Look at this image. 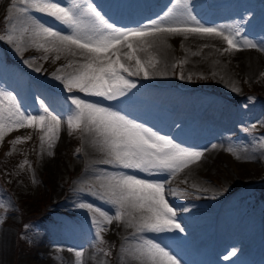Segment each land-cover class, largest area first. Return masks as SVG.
I'll return each mask as SVG.
<instances>
[{
    "label": "rangeland",
    "instance_id": "obj_1",
    "mask_svg": "<svg viewBox=\"0 0 264 264\" xmlns=\"http://www.w3.org/2000/svg\"><path fill=\"white\" fill-rule=\"evenodd\" d=\"M122 1L103 0L102 4L106 8L122 11ZM61 2L63 0H60ZM91 2L95 4L93 0ZM219 2L223 1L205 7V13L216 14L226 10L227 7H222ZM172 4L173 0H168L166 10ZM233 4L236 23L242 17L248 22H244L247 29H243L244 32L241 30V35L256 40L258 33L264 38V14L260 15L261 19L255 24L248 21L252 19L255 9L264 10V0H235ZM95 5L97 6V3ZM22 6L21 0H0V35H4L12 26L15 21L10 22V18L15 17L16 8ZM145 13L141 8H132L127 17L141 19ZM30 15L47 25L64 30L63 25L34 9L30 10ZM146 17L141 20L150 19ZM109 22L124 28L133 26L120 25L110 20ZM232 26L238 25L233 23ZM213 42V58L219 57L221 64L229 68L228 73L234 76L235 84L232 90L227 91L218 83V76L221 75H216L215 68H212L214 72L211 67H200L186 72L183 56L190 60L194 55L188 52V47L170 42L168 46L172 52V62L166 72L168 79L150 82L142 81V74L131 76L129 78L137 87L132 89L126 98H120L119 102L104 100L102 103L121 110L129 117V111H133L134 115L146 117L142 122L151 127L148 125L149 120L154 124L153 130L159 133V128H154L159 125L156 118H164V121H167L175 117L182 103L191 104L193 120L183 113L181 114L184 117L179 119L188 118L184 128H188L190 132L195 131V137L201 141L192 145L180 139L175 140L199 151L204 150V146L213 141L210 140V135L214 130L225 133L223 125L229 120L238 122L236 128L230 124L228 137L231 139L230 146L233 151H223L221 155L214 157L213 161L207 163V171L197 168L194 173L186 175L182 173V169L175 176L166 178L173 180L171 185H166V191L169 193L167 198L174 206L184 232L144 233L142 237L154 239L167 246L173 254L184 256L183 247L188 244L190 246L192 242L199 241L197 238L203 237L198 235L195 229L205 226L212 238L226 237L228 240L242 243V253L232 255L233 250L219 251V246L210 243V237L207 236L205 243L200 242L194 248L195 255L189 259L190 262H196L198 258L201 260L200 254L204 253L202 260L206 259L208 264H264V247L258 241L264 234V195L258 190L264 186V99H259L264 98V72L255 66L246 67L245 57L241 52L226 51L227 48ZM27 50L20 54L7 40H0V90L16 95L23 108L33 115L42 114V100L54 96L61 97L55 106L58 113L53 114L61 116L63 138L59 147L55 148V139L49 147L46 141L41 142L43 133L40 129L25 126L6 131L0 139V162L5 160L0 171V264H69L71 259L67 256L75 255L76 251L83 253L79 258L80 264H139L131 255V249L142 237H134L133 228L126 226L123 221L113 220L101 233L104 238V243L101 244L95 237L93 213L79 207L81 203H91L107 209L108 205L91 194L99 190L97 177L102 171H129L99 164L95 159H104L105 154L92 143L90 134L68 127V96L75 94L91 101H101V98L86 97L76 90L68 93L51 77L58 68L67 65L69 60L83 58L79 54L75 57L62 55L56 60L54 53L39 50L34 54ZM45 55L47 60L43 59ZM25 60L32 66L34 64L35 67H40L41 72H35L24 63ZM129 63L134 64L135 61ZM64 71L70 69L64 68ZM208 107H211L210 111L215 110L209 117L210 121L215 120L211 125L208 120H202L203 115L208 112ZM159 109H163L165 115L159 114ZM135 120L140 121L137 116ZM170 130L162 134L171 137ZM17 137L25 139L13 143ZM78 148L81 149L79 152ZM47 152L50 153V162L53 165L46 161ZM241 155L244 159L251 158V161L246 159L242 163ZM143 175L147 178L149 174ZM152 178L165 179L163 175L155 173ZM172 192L177 194L172 195ZM39 200L43 201L41 206L38 205ZM44 207L43 217L26 222L23 228L21 227L23 213L27 215L32 210ZM65 238L68 242H63ZM249 252L250 255L245 254ZM237 257L239 261H236Z\"/></svg>",
    "mask_w": 264,
    "mask_h": 264
},
{
    "label": "snow or ice",
    "instance_id": "obj_2",
    "mask_svg": "<svg viewBox=\"0 0 264 264\" xmlns=\"http://www.w3.org/2000/svg\"><path fill=\"white\" fill-rule=\"evenodd\" d=\"M21 3L23 6L16 8V16L10 18V22H15L4 35H0V40H7L20 54L26 47H34L44 53H54L56 60L62 55L75 57L79 54L83 58L69 60L67 65L52 73V79L68 93L76 90L86 97L101 98V101H91L75 94L68 96V127L90 134L92 143L105 154L101 163L129 170L102 171L97 177L99 190L91 194L108 205L107 209L91 203L79 205L93 213L95 237L103 244L101 233L113 220L123 221L133 228L134 237H142L144 233H183L185 229L178 222L177 212L167 198L166 178L199 161L203 152L160 134L121 110L105 106L102 101L119 102L120 98H126L137 87L129 78L131 76L142 73L148 78L162 74L156 71L157 60L151 57L142 60L137 55L145 50L144 45L149 39L155 43L174 35L216 37L226 42V51L240 50L245 46H259L264 50V42L242 36L239 26H207L201 23L192 13L190 0H173L163 14L134 28L110 23L91 0H65L63 5L59 0H21ZM33 9L63 25L64 30L30 15ZM43 59L47 60V55ZM131 61L135 63H129ZM24 63L32 67L28 60ZM64 68L70 71H64ZM34 71L39 73L41 68L35 67ZM60 100L59 96L42 100V114L33 115L23 108L16 95L0 90V139L6 131L36 127L43 133L41 142L46 141L51 147L61 127V116L53 114ZM23 139L17 137L13 143ZM80 150L78 148L77 152ZM229 151L233 148L230 147ZM154 173L163 175L165 179L152 178ZM143 174L149 175L146 178ZM75 255L77 264H80L79 258L83 253L76 251ZM131 255L139 264H181L167 246L150 238L142 237L131 249Z\"/></svg>",
    "mask_w": 264,
    "mask_h": 264
},
{
    "label": "bare ground",
    "instance_id": "obj_3",
    "mask_svg": "<svg viewBox=\"0 0 264 264\" xmlns=\"http://www.w3.org/2000/svg\"><path fill=\"white\" fill-rule=\"evenodd\" d=\"M93 1L95 2V4L97 3L98 10L101 12V14L104 16V18L106 20H108V21L110 20V21H112L114 23H118L120 25L121 24L122 25L133 24V26L130 28H134V27H138L142 24H146L150 20L156 19L158 16L163 14L166 11L165 5H166L168 0H123L122 3L124 5H123L122 11H119V10L115 11L114 9H111L108 7L106 8L102 4L103 0H93ZM218 1H223V2H219V3L221 4L222 7H224V6L227 7V9L220 12V13L207 15L204 11L206 9L205 7L212 6L213 3H216ZM240 1H244V0H240ZM59 2H60V0H59ZM64 2H65V0H63V2H61V4L63 5ZM197 2H200V3L197 4ZM233 3H235V0H225V1L224 0H190V6H191L192 13H193V15H195L197 17L198 20H200L201 23H203L207 26H223V25H231L232 26L234 23V25L235 24L238 25L242 31H243V29L245 31V28L247 29V25H245L244 22H247V21H244V17H242L243 19L241 18V20L236 23L235 14H234L235 10H234V8H232V7H234ZM132 8H136V9L141 8L142 11H146L144 18H145V16H147V17H150V19H148L147 21H142L141 19H144V18L132 19V18L127 17L129 10ZM263 14H264V10H256L255 9L252 19H250L248 21L249 22L253 21V23L255 24L256 21L261 19L260 15H263ZM247 24H248V22H247ZM250 31L252 32L253 29ZM243 35H244V33H243ZM213 41L219 43V45H222L223 48L224 47L227 48V44L225 41H223L222 38L201 37V36L192 35V34H189L187 36H184V35L166 36L163 41L157 40L155 43H153L149 39L148 42L144 45L145 50L138 52L137 55H139L142 60H147L149 57L157 60L158 63H157L156 71L159 73H162V74H159V75L154 74L148 78H145L143 76V77H141L142 78L141 80L142 81L146 80V81L151 82L152 80L153 81H156V80L157 81H164L165 79H168V78H166V76H167L166 72H167V69H168L170 63L172 62V57H171L172 52H171V49L169 48L168 44H170V42H173V43L175 42V44H177V45L180 44V45H182V47H185V46H186V48L188 47L190 49L188 52L190 54L194 55L192 58H189L190 60L186 59V57L183 56L184 57L183 61L185 63V66L187 67L186 72L187 71L191 72L194 69H197L200 67H202V68L211 67V69L215 68L216 75H221V76H218L219 77L218 83H220V85L223 88H225L227 91L232 90V88H234V84H235L234 83L235 82L234 76L228 73L229 68L227 69V67L225 65L221 64V62H220L221 59L220 60L218 59L219 57L217 58L215 56L216 59L213 58L214 57L213 56L214 50L212 51V49L214 48V46H212V44L214 43ZM253 41L264 42V38H262L257 33L256 34V40H253ZM26 49H28L27 52L32 51L33 53L37 52L39 50L40 51L42 50V49H37L34 47H26ZM232 51L241 52V54L245 57V61H246L245 66L246 67L249 65H251V67L255 66L256 68L263 69V72H264V50H262L259 46L256 48H249V47L245 46V47H242L240 50L233 49ZM217 54H218V52H217ZM222 60H224V59L222 58ZM34 68H35V65L33 64L32 69H34ZM213 72H214V70H213ZM190 105L191 104H187L186 102L182 103V105L179 106V108H178L179 111L177 112L175 117L169 118L167 121H164V118H156L157 121L159 122L158 124L160 126L155 125L154 128H156V129L159 128V130L161 132L160 134L166 132L167 130L169 131V129H171L169 133H170L172 138H174L176 140L180 139L181 141L188 142L189 144H192V145H197L201 140H199L198 137H195L196 132L195 131L190 132L188 128H184L186 126L188 118L192 119V120L194 118L192 116L193 115V110H192L193 108ZM210 108L211 107H208V109H207L208 112L203 115L202 120L204 122L206 120H208L209 124L211 125L212 122H215V120L210 121L209 117H211L214 114L215 110L212 109V111H210L209 110ZM55 112L58 113V111H56V110H55ZM144 113H146V112H144ZM158 113L161 115H165V112L163 109H159ZM181 113H183L188 118L186 120L179 119V118L184 117L183 114H181ZM129 114H130V118L135 119V117L137 116L140 120V121H138V120L137 121L144 124V122H142V121H145L143 118H146V117L139 115V114L134 115L133 111H129ZM154 116L155 115H153V117ZM169 116L170 115H168V117ZM230 121L231 120H229V122ZM229 122L226 123L225 125H223L225 133L223 131L218 132V130L213 131V133L210 135L211 136L210 140H213V141H210V143H207V145L204 146L205 148L203 147L204 150H202V152H203L202 158L199 161L194 162V163L190 164L188 167L184 168L183 169L184 171L182 172L183 174L194 173L193 171H195V169H197V168H200V169L202 168L204 171H207L209 168V166H207L208 165L207 163L213 161V158L221 155L223 153V151L229 150V148L231 147L230 146L231 139H229V137H228L229 132H230L229 130L231 129L230 124L232 123L231 127H233V128H236L237 124H238V122H230V123ZM148 125L151 126V128H152V125H154V124H152L148 120ZM145 126H147V125L145 124ZM203 136L204 135H202V138H203ZM62 138H63V136H62V122H61V127H60V131L58 133V138H54L55 139V146H56L55 148L59 147L60 142L62 141ZM47 153L48 154H46V161H47V163L49 162L48 163L49 165H53V163H51L52 160L50 157V153L49 152H47ZM241 157H243V159L241 160L242 163L245 162L246 159H247V161H251L250 160L251 158L249 159L248 157H246V159H244V156H242V155H241ZM252 159H253V157H252ZM95 160H97L99 162V164H103V163H101V161L103 159L99 158V159H95ZM92 168H91V170H92ZM186 175H188V174H186ZM189 180H190V178H189ZM172 182H173L172 179H166V185L169 186V185H171ZM188 228L190 230H194V229H191L190 227H188ZM195 231H198L196 233L200 236H203V237H200V239L197 238V240H199V241L198 242L197 241L192 242V244L190 246H189V244H188V246L185 245L183 247L184 253H185L184 256L174 254L177 257V259H179L181 261V264H208V261L206 259L202 260L204 253L200 254L201 260H199V258H198L196 260V262H192V261L190 262L189 261V259L194 257V255H195L193 252L194 248H196V246L200 242L205 243L204 242L206 240L205 237H207V236L210 237V243H214L215 245L217 244L219 246L218 247L216 245L218 247L219 251L229 249V250H233L235 252V254L238 252L242 253L243 244L237 240H232V239L228 240L226 237L212 238L209 235V233L207 232L208 229L205 226H201L200 228L195 229ZM195 231H191V232H195ZM258 241H260V245H262L264 247V234H263V238L262 239L259 238ZM63 242H68V240L65 238ZM175 251H177V250H175ZM245 254L250 255V252L245 253ZM67 257L71 259L69 261V264H77L78 258L76 257V255H68ZM236 261H239V257L236 258Z\"/></svg>",
    "mask_w": 264,
    "mask_h": 264
},
{
    "label": "trees",
    "instance_id": "obj_4",
    "mask_svg": "<svg viewBox=\"0 0 264 264\" xmlns=\"http://www.w3.org/2000/svg\"><path fill=\"white\" fill-rule=\"evenodd\" d=\"M5 60V59H4ZM6 61V60H5ZM4 61V62H5ZM259 99H264L263 97H260ZM7 162V161H6ZM4 163H5V160H2V162H0V171H1V169H2V165H4ZM0 178H1V175H0ZM259 191L261 190V195H264V186H261V188L260 189H258ZM259 196V195H258ZM42 200H39V202H38V205L39 206H41L42 205V202H41ZM22 213H23V211H22ZM44 213H45V207L44 208H40V209H37V210H32V211H30L27 215L26 214H24L23 213V224H21L22 226V228H23V225H24V223H26V222H31V221H33V220H36V219H39V218H41V217H43L44 216Z\"/></svg>",
    "mask_w": 264,
    "mask_h": 264
}]
</instances>
